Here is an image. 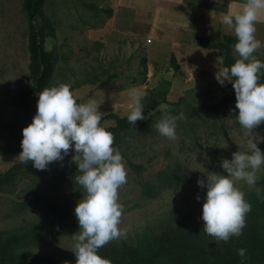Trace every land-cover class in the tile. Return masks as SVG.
<instances>
[{
  "label": "rangeland",
  "instance_id": "374dc122",
  "mask_svg": "<svg viewBox=\"0 0 264 264\" xmlns=\"http://www.w3.org/2000/svg\"><path fill=\"white\" fill-rule=\"evenodd\" d=\"M23 2L0 0V103L7 119L12 118L14 101L19 93L30 88L32 83L28 69V15ZM91 3L101 10L88 6ZM112 6L113 0H45L42 10L54 24V44L60 56L47 87L71 81V90L79 97L77 103L94 98L98 103L103 101L99 106L101 112L119 116H127L130 104L128 90L132 87L146 91L143 104L152 98L154 102L159 100L156 88H166V99L178 102L171 115L184 114L185 119L177 121L175 141L161 136L155 128L162 115L158 108L166 104L162 102L146 112L145 117L151 119L150 125L144 130L129 131L121 144L119 149L126 161L127 183L118 191L119 201L124 205L121 227L127 229V236L114 240L120 242L123 239L134 241L136 235L157 227L167 218L171 219L174 213L182 214L189 209L202 212L207 188H201L197 180L204 179L206 182L207 176L192 168L203 166L208 171L226 175L220 162L230 160L233 152L239 150L238 145H243L242 150H246L249 138L264 152V122L248 137L237 121L238 109L234 101H229L219 111L203 109L199 114H193L191 109L205 101L207 89L212 96L207 104L216 103L223 96L234 93L230 82L226 81L222 86L215 79V73L221 67L217 63L218 52L215 51L217 55L211 53L206 56L204 48L195 40L193 44L189 42L186 45L176 68L171 59L163 63L162 54L157 64L150 60L151 65L149 61L147 63L146 53H143L139 43L134 44L135 40L126 36L116 38L111 31H107L105 24L112 23H107L111 16L106 9ZM213 27L199 35L204 38L203 43L211 45L226 34L235 36L227 28L223 33L224 29L221 30L220 26ZM195 35L198 37V34ZM256 36L264 45V27L257 25ZM51 41L47 42V47L52 45ZM146 44L147 47L152 45ZM130 53L132 55L129 56ZM256 55L264 62V46ZM186 56L190 59L187 60ZM143 57L146 59L145 67L141 63ZM166 80L170 83L166 84ZM113 123L110 118L103 119V124ZM12 142L0 124V147ZM225 144L227 147H222ZM21 151L0 149V173L9 171L19 162ZM73 155L74 147L63 162H54L44 171L36 169L28 173L21 169L18 177L0 187V231L32 226L39 220L44 209L33 203L26 207L22 205L25 197L32 198L35 191L75 211L77 202L83 196L80 186L74 181L55 185L48 180L51 174L75 164L71 159ZM129 162L140 165V170L137 172ZM166 170L180 175V182L173 187L159 189L154 197L143 195L142 185L146 182L157 184L159 173ZM258 177V180L264 179V165ZM238 183L244 192L260 190L256 184L249 187L243 181ZM78 230L79 224L63 232L52 228L43 240H33L21 246L33 253L56 257L60 264H75L77 258L71 250L74 243L72 235Z\"/></svg>",
  "mask_w": 264,
  "mask_h": 264
},
{
  "label": "clouds",
  "instance_id": "9594fccd",
  "mask_svg": "<svg viewBox=\"0 0 264 264\" xmlns=\"http://www.w3.org/2000/svg\"><path fill=\"white\" fill-rule=\"evenodd\" d=\"M262 14L264 0H245L238 11L225 14L221 19L236 37L233 53L237 58L230 67H219L215 79L222 86L226 81L232 82L238 109L236 118L248 137L264 122V83L259 82L264 76V62L256 55L264 46L256 36ZM217 63L224 64L222 56L217 57ZM71 89V81L59 82L38 94L36 114L22 129V151L18 157L22 164L32 162L37 170L44 171L54 162H63L74 147L75 155L71 159L79 173L75 182L83 192L75 207L79 224V230L72 235L75 264H112L98 250L127 236V229L121 227L124 205L119 201L118 191L127 183L126 161L120 149L113 146L114 133L108 130L107 124L101 123L105 113L99 106L103 101L98 103L93 98L77 103L79 97ZM128 95L130 104L126 118L135 126L137 121L146 119L143 100L147 93L142 88L132 87ZM158 111L162 115L155 128L161 136L175 141L177 121L185 119L184 114L171 115L172 109L167 104H161ZM247 143L246 150L238 145L239 150L233 152L230 160L220 162L226 175L208 171L203 166L192 168L207 176L206 182L197 180L201 188H207L202 206L203 230L217 243L241 236L252 209L238 182L255 186L264 165V152L253 139L249 138ZM237 251L244 264L246 249Z\"/></svg>",
  "mask_w": 264,
  "mask_h": 264
},
{
  "label": "trees",
  "instance_id": "16d2710c",
  "mask_svg": "<svg viewBox=\"0 0 264 264\" xmlns=\"http://www.w3.org/2000/svg\"><path fill=\"white\" fill-rule=\"evenodd\" d=\"M44 1L24 0L23 2V8L28 15V69L32 83L30 88L21 91L14 101L11 119L5 117L3 105L0 103L2 130L6 131L7 136L13 141L10 145L0 147L4 151L22 150V129L32 122L37 111L38 94L48 86L49 79L60 57L57 46L54 44L56 39L54 24L42 10ZM88 6L94 10H101L93 3ZM111 12V9H106L108 16H111ZM203 39L201 36L197 37L201 46L214 48L218 55L223 57L224 64L221 66L230 67L235 62L237 57L234 55L232 47L236 42L235 36L226 34L222 39L214 40L211 45L203 43ZM49 40H52V45L47 47ZM141 63L145 67L146 59L144 57ZM171 63L174 68L177 67L174 56H171ZM259 82L264 83V76ZM165 83L169 84L170 82L166 80ZM230 83L232 84V82ZM156 92L160 96L159 100L154 102L152 98L146 102L144 115L162 102L172 107V110L178 104V102L166 99V88L158 87ZM210 94V89H207L205 101L191 109L193 114L197 115L203 109L219 111L229 101L236 102L234 91L232 95L223 96L216 103L207 104V100L212 99ZM105 118L114 121L113 124L108 125V130L114 133L113 146L118 148L127 138L129 131L144 130L151 122V119L146 118L137 121L133 126L127 121L126 116H119L111 112L104 115L102 124ZM129 164L137 172L141 168L140 165L132 162ZM21 169L28 173L36 170L32 162L25 165L19 161L9 171L0 173V187L5 183H10L15 176L18 177ZM78 174L77 165L73 164L59 173L51 174L48 180L55 185H64L71 181L75 182V176ZM176 175L172 170L161 171L157 184L146 182L142 185V194L154 197L159 189L177 185L181 176ZM256 185L260 187V190L245 191V199L251 203L252 209L247 214L246 226L242 230V235L233 236L228 242L217 243L214 237L207 235L203 230L202 212L189 209L188 212L182 214L174 213L171 219L167 218L157 227L141 232L135 236L134 241L123 239L120 242L108 243L98 250L99 254L110 259L112 264H241L237 250L244 248L246 249L244 264H264V179L256 181ZM30 203L44 209L43 213L32 226H24L14 231H0V264H60L56 257L33 253L21 245L31 243L33 240H43L52 228L63 232L68 228L75 227L78 224L75 211L68 209L64 204L49 200L38 191L34 192L32 198L25 197V200L22 201L24 207ZM2 233L5 235L3 236Z\"/></svg>",
  "mask_w": 264,
  "mask_h": 264
},
{
  "label": "crops",
  "instance_id": "0c3cea01",
  "mask_svg": "<svg viewBox=\"0 0 264 264\" xmlns=\"http://www.w3.org/2000/svg\"><path fill=\"white\" fill-rule=\"evenodd\" d=\"M244 2L245 0H113L110 21H107L112 24H105V27L116 38L126 36L135 40L134 44L139 43L143 53H146L144 56L147 63L153 60L157 64L162 54L163 63L167 60L170 62L171 56H174L178 64L186 45L197 40L195 34L199 36L202 32L209 31L210 27L214 28L213 26H220L225 33L227 27L222 24V17L238 11ZM257 25L264 27V14ZM146 43L152 45L147 47ZM201 47L206 56L211 53L217 55L214 48ZM189 59L190 57L187 58ZM149 64L153 65L152 62Z\"/></svg>",
  "mask_w": 264,
  "mask_h": 264
},
{
  "label": "built area",
  "instance_id": "2783aa9c",
  "mask_svg": "<svg viewBox=\"0 0 264 264\" xmlns=\"http://www.w3.org/2000/svg\"><path fill=\"white\" fill-rule=\"evenodd\" d=\"M148 42L150 41V39L147 40Z\"/></svg>",
  "mask_w": 264,
  "mask_h": 264
}]
</instances>
